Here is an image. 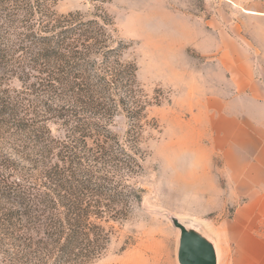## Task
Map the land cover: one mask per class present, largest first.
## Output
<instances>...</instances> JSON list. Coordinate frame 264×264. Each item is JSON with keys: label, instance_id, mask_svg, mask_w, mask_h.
Instances as JSON below:
<instances>
[{"label": "trees", "instance_id": "trees-1", "mask_svg": "<svg viewBox=\"0 0 264 264\" xmlns=\"http://www.w3.org/2000/svg\"><path fill=\"white\" fill-rule=\"evenodd\" d=\"M56 1L0 0V75L44 98L19 110L0 91V124L24 137L0 151V264H93L106 224L142 201L132 182L147 109L137 66L104 11L57 15Z\"/></svg>", "mask_w": 264, "mask_h": 264}, {"label": "rangeland", "instance_id": "rangeland-1", "mask_svg": "<svg viewBox=\"0 0 264 264\" xmlns=\"http://www.w3.org/2000/svg\"><path fill=\"white\" fill-rule=\"evenodd\" d=\"M233 1L54 3L57 15L80 12L89 16L95 6L111 18L117 38L127 46L123 60L136 64V79L147 103L139 144L141 171L132 180L142 191V201L132 208L126 220L106 224L110 241L104 255L93 264H178L179 231L172 225L171 217L194 225L212 239L218 264H229L234 256L235 240L239 238L237 217L238 213H247V197L245 187L232 185L223 178L221 160L211 153L212 130L201 102L204 91L210 87L214 63L213 58L202 57L197 50L204 40L203 25L208 19L224 23L235 19ZM228 28L233 33L232 26ZM2 90L3 97L14 102L19 110L44 100H34L28 84L6 71L0 75ZM47 122L55 134L59 123ZM5 124L2 120L0 151L24 138ZM34 124L40 126L42 121L35 120ZM127 126V121L118 117L113 130L123 137Z\"/></svg>", "mask_w": 264, "mask_h": 264}, {"label": "crops", "instance_id": "crops-1", "mask_svg": "<svg viewBox=\"0 0 264 264\" xmlns=\"http://www.w3.org/2000/svg\"><path fill=\"white\" fill-rule=\"evenodd\" d=\"M233 5L232 23L211 18L203 25L197 50L214 64L201 104L222 176L245 187L247 197L229 264H264V0Z\"/></svg>", "mask_w": 264, "mask_h": 264}, {"label": "water", "instance_id": "water-1", "mask_svg": "<svg viewBox=\"0 0 264 264\" xmlns=\"http://www.w3.org/2000/svg\"><path fill=\"white\" fill-rule=\"evenodd\" d=\"M174 228L179 231L177 245L178 264H218L215 242L194 225L184 224L171 217Z\"/></svg>", "mask_w": 264, "mask_h": 264}]
</instances>
